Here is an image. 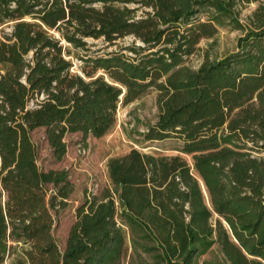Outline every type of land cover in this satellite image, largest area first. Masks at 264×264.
<instances>
[{"label": "trees", "instance_id": "1", "mask_svg": "<svg viewBox=\"0 0 264 264\" xmlns=\"http://www.w3.org/2000/svg\"><path fill=\"white\" fill-rule=\"evenodd\" d=\"M253 1L240 21L239 5ZM6 22L0 264H264V1L0 0ZM222 27L241 32L234 49L188 66ZM128 35L140 44L89 49ZM149 88L156 116L137 135L175 139V153L108 157L109 185L75 208L59 249L51 209L73 185L66 169L37 165L31 131L43 129L59 160L65 134L101 137L118 103ZM213 245L221 258L197 263Z\"/></svg>", "mask_w": 264, "mask_h": 264}, {"label": "rangeland", "instance_id": "2", "mask_svg": "<svg viewBox=\"0 0 264 264\" xmlns=\"http://www.w3.org/2000/svg\"><path fill=\"white\" fill-rule=\"evenodd\" d=\"M264 1V0H258ZM256 6V2L241 3L238 7V18L245 21L247 16ZM10 23H0V37L8 33ZM240 31L228 28H219L210 39H201L197 44L198 49L186 58V64L192 68L198 66L204 54L209 59L220 58L234 49L235 39ZM92 52H105L113 49H123L131 44H140L133 36H124L115 40L111 45H106L100 39L88 40ZM123 52L125 50H122ZM76 65L78 61L73 60ZM76 69L75 66H73ZM156 92L149 88L138 99L128 104L118 103L115 112V122L101 137L87 136L82 140L80 133H67L63 137L66 144L64 155L56 160L44 140L43 129L31 131L30 136L36 146V163L42 170L66 169L73 188L63 204L51 209L53 217L52 235L62 249L69 226L75 217V208L88 196L97 194L98 191L109 185L105 163L108 157L121 155L132 147H137L147 153L173 154L174 148L179 145L175 139L168 138L160 141L142 142L138 132L147 124L152 123L156 116ZM138 141V142H137ZM140 141V142H139ZM188 159V158H187ZM207 203V197L204 193ZM212 217L211 221H213ZM220 259L216 245L211 250L197 259L200 263L204 259Z\"/></svg>", "mask_w": 264, "mask_h": 264}]
</instances>
